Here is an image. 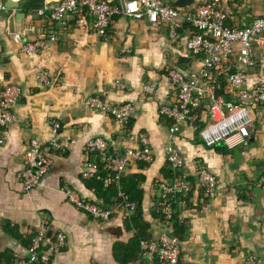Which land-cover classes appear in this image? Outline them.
I'll return each mask as SVG.
<instances>
[{"label":"crops","instance_id":"obj_1","mask_svg":"<svg viewBox=\"0 0 264 264\" xmlns=\"http://www.w3.org/2000/svg\"><path fill=\"white\" fill-rule=\"evenodd\" d=\"M49 1L57 0H0V92L9 85L21 89L14 108L17 121L0 127V264L26 259L42 224L49 240L57 233L66 239L48 264H149L136 247L128 246L136 230L131 218L140 197L147 232L151 237L160 233L158 184L172 177L165 152L169 144L182 155L183 173L191 185L173 205L171 232L180 236L181 262L243 264L251 256L264 264V186H259L264 175V109H251L245 137L235 133L213 147L203 145L190 121L172 132V121L161 114L164 106L176 101L169 73L177 70L196 79L202 69L201 60L186 49L191 29L181 24L178 37L171 39L165 25L117 16L106 36L100 37L86 9L68 14L64 27L39 15L38 9ZM165 1L173 5L175 0ZM222 1L232 29L248 28L264 15V0ZM52 29L57 39H45L40 53L19 51L27 42L44 39ZM255 57L249 84L264 77V50L259 46ZM42 71L49 80L46 85L39 82ZM147 85L156 88L154 95L143 93ZM87 98H98L106 107L130 103L137 112L127 125L119 126L106 111L85 110ZM51 121L59 123L64 147L54 153L42 185L26 194L18 179L22 155L33 138L49 139ZM95 138L104 139L111 154L149 146L155 161L133 163L119 180L108 173L102 186L91 183L93 189L82 177L87 165H93L94 175L108 170L106 158L87 149ZM199 167L217 178L218 193L212 201L196 184ZM64 186L115 212L109 221L92 219L67 201L61 191ZM132 192L137 199L131 202Z\"/></svg>","mask_w":264,"mask_h":264},{"label":"built area","instance_id":"obj_2","mask_svg":"<svg viewBox=\"0 0 264 264\" xmlns=\"http://www.w3.org/2000/svg\"><path fill=\"white\" fill-rule=\"evenodd\" d=\"M240 1V0H238ZM197 2L191 11L172 7L165 0H57L49 1L38 9L59 27L67 23V15L86 9L94 18L93 28L100 37H105L107 29L117 16L129 20H146L150 25H165L171 39L178 37L181 24L191 29L186 42L190 56L201 60L202 69L196 79H188L177 70L170 71L169 78L176 92V101L164 106L161 114L173 123L172 132H177L192 113L202 104L207 106L203 127L198 132L203 145L213 147L229 136L237 133L241 137L247 135V127L251 122L250 111L253 108L264 109V77L255 84H249L248 76L256 69V46L264 50V15L244 29H232L227 26L228 13L222 0H210L208 3ZM1 9V4H0ZM56 41L54 29L44 39L27 42L19 48L24 55H35L44 48V40ZM255 42H259L256 44ZM1 57V46H0ZM234 68V72H230ZM226 76L228 97L217 93L214 77ZM39 82L46 85L49 80L45 72H40ZM118 90L124 87L118 85ZM156 92L154 86H144L143 93L152 96ZM21 96V89L16 85L5 86L0 92V127H7L17 121L14 108ZM84 109L106 111L119 126H125L136 115L135 105L127 103L106 107L98 98H87ZM60 126L57 121L49 123V139L35 137L22 155L23 167L18 173L22 191L29 193L42 185V179L53 165L54 153L61 151L64 142L61 139ZM0 143L2 141L0 140ZM90 153L106 158L107 168L115 179L119 180L133 163L152 164L155 151L149 146L126 147L109 153L108 143L102 138H95L87 143ZM166 161L172 171V177L159 182L161 202L158 214L162 218V229L156 237L139 241V255L149 264H183L180 260V243L171 232L173 221V205L179 195L191 189L187 176L183 173L182 155L172 144L165 148ZM94 167L87 165L82 177L86 180L93 177ZM196 184L209 201L218 193L217 178L204 167L196 171ZM264 186V175L259 181ZM67 201L94 220L109 221L112 208H104L96 203L83 200L78 192L68 186L61 189ZM206 205L205 209H208ZM66 244L65 236L57 233L54 239H48L46 225L37 230L29 255L20 264H48L57 251ZM243 264H262L249 256Z\"/></svg>","mask_w":264,"mask_h":264},{"label":"trees","instance_id":"obj_3","mask_svg":"<svg viewBox=\"0 0 264 264\" xmlns=\"http://www.w3.org/2000/svg\"><path fill=\"white\" fill-rule=\"evenodd\" d=\"M209 1L210 0H203L199 4L208 3ZM172 7H173V5H172ZM227 26L229 27L228 22H227ZM230 72L231 73L234 72V68H232ZM225 79H226V76L224 74H220V75H217L214 77L215 84L217 85V93L219 95L224 96V97H228V85H227ZM206 111H207V106L205 104H202L200 107H198L192 113V117L189 120L190 122H192V124L194 126L197 127L198 132L204 125V121H203L202 117L204 116V113ZM146 165H148V164H146ZM102 167H104V166H102ZM102 167H100L99 170H101ZM108 173H109V171L106 169L105 171L101 170L100 173L93 175V177L88 179L89 187H92L94 189V187L91 185L92 182L93 183L99 182L102 186L103 176H105V175L107 176ZM95 189H97L100 193V191H101L100 187L95 186ZM97 190H96V193L98 194ZM138 194L140 195V192ZM132 196H133L132 199H130L131 202L134 201L135 199H137L135 197L136 194H134L133 192H132ZM138 199H139L138 201H135L136 202L135 210H134V213H133L132 218H131V224L134 225L136 230H135L134 237L129 241L128 246L136 247V249H137L136 252L139 254V241L142 239H151L152 237H151L150 233L147 232L148 231L147 225L144 224L142 221L141 202H140L141 198L139 197ZM103 207L109 208V207H105V206H103ZM158 216H159V220H162L161 216L160 215H158ZM8 232L14 233L13 230H8ZM15 236H16V234H15ZM173 236H175L177 239L180 238V236H178L176 231L173 233ZM33 238H32V240H33ZM30 246H31V244H30ZM30 246H29V248H30Z\"/></svg>","mask_w":264,"mask_h":264},{"label":"water","instance_id":"obj_4","mask_svg":"<svg viewBox=\"0 0 264 264\" xmlns=\"http://www.w3.org/2000/svg\"><path fill=\"white\" fill-rule=\"evenodd\" d=\"M196 3L197 0H175L173 6L178 9H185L194 6Z\"/></svg>","mask_w":264,"mask_h":264},{"label":"rangeland","instance_id":"obj_5","mask_svg":"<svg viewBox=\"0 0 264 264\" xmlns=\"http://www.w3.org/2000/svg\"><path fill=\"white\" fill-rule=\"evenodd\" d=\"M42 225H44V224H42Z\"/></svg>","mask_w":264,"mask_h":264}]
</instances>
